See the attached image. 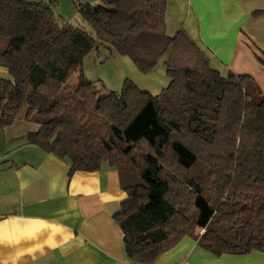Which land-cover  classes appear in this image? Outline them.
Wrapping results in <instances>:
<instances>
[{"label":"trees","instance_id":"trees-1","mask_svg":"<svg viewBox=\"0 0 264 264\" xmlns=\"http://www.w3.org/2000/svg\"><path fill=\"white\" fill-rule=\"evenodd\" d=\"M167 1L80 4L91 35L53 3L0 0V69L11 76L0 78V132L26 107L38 129L25 143L69 161L70 174L116 169L127 198L114 220L135 264L184 237L217 256L264 254V93L214 69L183 29L168 35ZM100 46L142 75L163 59L167 86L153 95L127 79L101 95L82 70Z\"/></svg>","mask_w":264,"mask_h":264},{"label":"crops","instance_id":"crops-1","mask_svg":"<svg viewBox=\"0 0 264 264\" xmlns=\"http://www.w3.org/2000/svg\"><path fill=\"white\" fill-rule=\"evenodd\" d=\"M181 29L214 69L248 75L264 93V0H168L166 32ZM115 58L144 79L139 88L157 95L167 86V78L157 83L154 72L142 75L129 58ZM20 124L0 132V264H135L114 220L127 198L116 169L70 174L69 161L22 140L38 126ZM185 262L264 264V254L217 256L184 237L153 264Z\"/></svg>","mask_w":264,"mask_h":264},{"label":"rangeland","instance_id":"rangeland-1","mask_svg":"<svg viewBox=\"0 0 264 264\" xmlns=\"http://www.w3.org/2000/svg\"><path fill=\"white\" fill-rule=\"evenodd\" d=\"M26 1L36 2L37 0ZM98 2L99 0H47V3H53L55 5V13L59 20H62L74 27L81 28L91 35H94V33L82 19L78 11V5L88 3L98 4ZM115 57V53L111 55L106 47L100 46L99 50L91 52L83 60L82 70L84 76L88 81L97 86L101 95H106L110 92H120L123 89L125 80L127 79L132 81L136 86H138V84L140 86L143 84L142 81L144 79L139 81L136 79L137 77L135 72L131 69L129 63H123ZM129 61L131 65H133V68L137 70L133 62L130 59ZM0 78L11 79V76L7 72H0ZM77 78L78 74H74L69 80V84H75L77 82ZM165 78H167L165 65L163 63V59H161L157 64L154 70V75L151 79H154L157 83H161ZM25 113L26 107H24L17 115L15 124L18 125L23 123Z\"/></svg>","mask_w":264,"mask_h":264},{"label":"built area","instance_id":"built-area-1","mask_svg":"<svg viewBox=\"0 0 264 264\" xmlns=\"http://www.w3.org/2000/svg\"><path fill=\"white\" fill-rule=\"evenodd\" d=\"M183 264H188L187 262L183 263Z\"/></svg>","mask_w":264,"mask_h":264}]
</instances>
